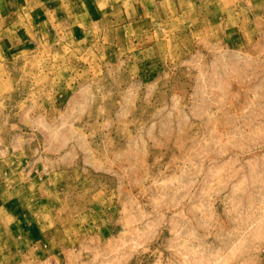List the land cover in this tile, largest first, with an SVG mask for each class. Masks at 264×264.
Segmentation results:
<instances>
[{
  "label": "rangeland",
  "instance_id": "obj_1",
  "mask_svg": "<svg viewBox=\"0 0 264 264\" xmlns=\"http://www.w3.org/2000/svg\"><path fill=\"white\" fill-rule=\"evenodd\" d=\"M0 264H264V0H0Z\"/></svg>",
  "mask_w": 264,
  "mask_h": 264
}]
</instances>
